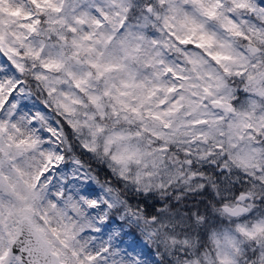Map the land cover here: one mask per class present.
Listing matches in <instances>:
<instances>
[{
    "label": "snow or ice",
    "instance_id": "1",
    "mask_svg": "<svg viewBox=\"0 0 264 264\" xmlns=\"http://www.w3.org/2000/svg\"><path fill=\"white\" fill-rule=\"evenodd\" d=\"M158 2L160 6L167 5L164 27L176 43L203 50L225 74L246 77L255 94L264 96V55L259 47L252 46V37L241 28L246 18L238 21L232 14L237 9L264 16V0H184L202 20L189 17L175 6L174 0ZM64 3L65 0H0V64L5 58L10 64V69L0 66V111L6 106L14 107L12 101L17 94H26L27 81L17 73L25 71L27 61L32 62V67L39 66L40 71L33 78L45 83L48 95L58 97L59 109L68 116L84 110L80 113L83 122L77 119L68 120L67 125L59 121L46 126L50 137L47 144L53 145L54 150L46 154L45 164L36 175L15 165L10 168V175L4 173L6 162L15 157L5 152L3 134L8 125L0 121V264H264V212L253 211L258 193L254 188L240 187L243 181L233 180L228 166L217 161L220 153L231 149L228 155L239 167L264 181V148L254 146L264 142V115H256L254 103L238 112L232 103V90L223 77L210 71L202 73L200 68L205 61L196 54L187 60L195 73L192 76L184 75L183 68L167 64L160 52L145 48L144 43L159 46L160 42L147 41L143 32L129 30L113 47L112 34L127 27L132 0H104L110 11L96 8L95 16L82 12L72 18V23L61 15ZM68 3L70 10L75 11L79 0ZM141 11L144 15L140 28L148 26L153 17L161 19L156 7L144 6ZM42 23L47 27L42 29ZM210 23L247 43V49L240 53L235 50L234 41L219 40L209 30ZM259 35V43L264 44V31ZM254 57L258 62L252 60ZM129 62L142 63L154 71L140 77L129 68ZM225 115L232 117L226 126ZM107 121H112L111 127ZM121 121L139 127L135 131L117 129ZM68 125L88 128L91 144L84 146L89 151H95L98 142L105 154L117 145L119 150L112 159L121 164V175L129 163L135 162L146 170L152 169L145 173L151 178L169 164L170 154L177 151L174 145L185 146L181 166L168 179H182L186 185L196 179L199 191L183 197L191 199V206L166 221L158 222L156 212L137 214L138 221L148 225L145 235L163 243L162 258L159 248L153 251L139 239L128 241L123 225L114 224L117 218L109 214L113 205L93 196L95 178L89 179L75 158L79 176L69 182L72 187L66 183L56 192L52 197L55 203L50 201V207L60 220L66 219L68 210L78 215V209L90 208V216L95 214L89 223L91 230L101 233L110 229L107 246L96 247L92 253L81 246L79 251L72 248L69 253L75 226L62 224L60 229L50 231L44 226L49 224L44 214L39 217L43 224L37 223L35 202L42 195L37 189L42 178L58 171L65 161L60 146L65 143L62 127ZM145 138L146 145L132 143ZM8 139V147L17 150L15 155H22L40 142L38 137L15 143L11 136ZM190 146H196V151ZM197 161L201 167H197ZM185 166L191 169L190 173L185 174ZM208 168L217 173L216 179L206 174ZM140 180L141 173H137L136 181ZM144 187L147 192L149 185ZM159 187L163 189V183ZM4 193L14 197L19 205L9 202L5 206ZM199 197L206 199L197 202ZM260 204H264V199ZM25 230L27 236L21 238Z\"/></svg>",
    "mask_w": 264,
    "mask_h": 264
},
{
    "label": "clouds",
    "instance_id": "2",
    "mask_svg": "<svg viewBox=\"0 0 264 264\" xmlns=\"http://www.w3.org/2000/svg\"><path fill=\"white\" fill-rule=\"evenodd\" d=\"M175 6L182 9L188 14L189 17L195 16L197 19L202 20L203 18L195 12L190 3H185L184 0H174ZM31 7V5H26ZM150 6L156 7L159 12L161 19L153 17L149 22L148 26L140 28L139 25L143 24V15L141 11L142 7ZM64 13L61 15L67 18L68 23H72L74 16L80 15L82 12H87L90 16H95L96 8H104L105 11H110L108 5L104 3V0H79V3L75 5V11L70 10L71 6L68 0H65L63 5ZM167 13V5L160 6L158 0H132V6L127 13L128 21L127 27L124 31L117 29L113 33V47H115L121 38L124 37L125 33L129 30L133 32H143L147 41L156 40L159 46H151L148 43H144V47L149 51L160 52L162 58L167 64L175 67L183 68L186 71L184 75H192L195 73L191 72L192 65L187 63L189 57L196 54L203 58L205 63L200 68V71H210L214 75H220L223 77L225 84L229 89L232 90L233 99L232 103L237 111H244L249 108L250 104L254 103L256 107V115H264V96H258L255 94L253 86L250 85L246 77L227 75L223 69L216 65L215 62L211 61L206 56L203 50L196 49L192 46L179 45L168 35V29L164 27L163 16ZM233 15L236 16L237 20L245 19V22L241 24V28L246 34L252 37L250 42L252 46L259 47L261 54L264 55V44L259 43L260 33L264 31V16H259L251 10H237L233 9ZM45 20L46 17H41ZM179 20V17L177 18ZM40 27L46 28L47 24L42 23ZM255 29L253 32H249V29ZM209 30L215 32L219 40H232L234 41V47L237 52L243 53L248 44L242 40L231 37L230 34L224 32L218 24H209ZM177 34H180L179 28H177ZM169 46L165 47L164 45ZM179 49V50H177ZM253 61L258 62V58H252ZM31 61L25 63V71L17 75H22L26 84V94H17V97L12 106H6L0 111V121H3L8 125L7 131L3 134L5 152H11L14 154V159L6 162L4 166V173L10 175V168L15 165L26 173L36 175L39 170L45 164V156L50 150H54L53 145H48L47 140L50 137L47 136L46 126L52 123H59L63 121L67 125L68 120H80L83 122L84 117L80 113L84 110L81 109L76 116L66 115L62 109L57 107L56 101L58 97L56 95H48V90L43 81L35 80L34 74L40 71L39 66H31ZM0 66L5 69H10V64L4 59ZM232 67V66H230ZM129 68L137 72L140 77L149 75L154 69L145 68L142 63L129 62ZM235 69L233 68V71ZM9 75H13L9 71ZM179 83L178 81H173ZM213 111H217L213 109ZM220 113H218L219 115ZM41 117H44V121H41ZM232 117L225 115L224 123L225 126L231 121ZM107 124L111 127L112 121H107ZM15 125V128H13ZM35 125V126H34ZM139 125H128L121 121L116 125L117 129L126 128L135 131ZM18 129V130H17ZM64 133L65 143L60 146L61 152L65 155V161L60 165L58 171H53L51 176L42 178L40 187L37 191L42 193L40 199L35 202L36 208V220L37 223L43 224V221L39 220L41 214H44L49 219V224L44 225L50 231L52 229H60L62 224H71L75 226V237L69 241V253L72 248L77 251L83 246L84 250L92 253L96 247L101 245L107 246L108 233L110 229H105L101 233H95L89 227L90 220L95 219V214L91 213L90 208L78 209V215L74 214L71 210L66 212V219L60 220L54 215V210L50 207V201L55 196L58 190H62L64 185L67 183L68 187H72L70 181L73 180L74 176H79L80 172L77 166L73 163V158L79 160L84 168V171L88 173V178L94 179L92 188L93 196H99L101 202L107 201L113 205L110 210V215L117 218L116 222L123 225L124 231L128 233V241L133 239H139L142 244L146 243L148 247L155 251L157 248L160 249L161 258L164 253V245L157 238H149L145 235V230L148 225H145L142 221H138L137 214L146 215L148 213L156 212L159 214V221H166L168 218L174 217L176 213L181 211L187 206H191V199H183V197H191L195 195L199 189L196 187V179L194 178L189 184H185L183 180L170 181L169 175L175 168L181 166L180 159L183 156L184 145H174L177 149L170 154L169 164L162 166L158 174H154L149 178L145 173L146 171H153L152 169H145L142 164L135 162L127 165V171L121 175L122 166L112 159V156L118 152V146L113 145L110 150L105 154L102 143L96 144L95 151H89L84 145L91 144V137L89 130L86 127L72 128L70 125L62 127ZM9 136L12 137L13 142H18L21 139L31 140L39 138V144L33 149H26L22 155H15L17 150L15 148H9ZM147 138L144 140H133V144L146 145ZM264 141V138H262ZM256 148H264V142H256L254 145ZM193 152L196 151V146H190ZM233 150L226 148L224 152L220 153L217 157V161L223 162L221 166L227 165L230 170L229 175L233 180H242L240 187H250L258 193L256 196V204L253 211L257 214L264 212V204H260V200L264 199V181H260L259 175L249 176L248 172L237 165L232 156H229V152ZM44 153L45 155H41ZM228 156V159L225 157ZM201 162L197 161V167H201ZM207 168V165H203ZM215 167V166H213ZM77 168L75 172L73 169ZM219 170V169H218ZM185 174L190 173L191 169L187 166L184 167ZM137 173H141V180L138 183L136 181ZM206 174L213 179H216V172L211 171L208 168ZM220 181L223 182L224 177L221 176ZM259 181V182H258ZM239 183V181H237ZM163 183L164 188L161 189L159 185ZM145 184L149 185L147 192L145 190ZM22 191V189H21ZM150 192L149 196L147 193ZM180 197L181 199H178ZM199 199H206V197H199ZM5 206L9 202L12 204L19 205V202L14 197L4 193ZM60 205H58L59 207ZM11 223V222H9ZM81 228L83 230H81ZM27 236L25 230L22 237ZM27 259V257H25ZM110 261V258H106Z\"/></svg>",
    "mask_w": 264,
    "mask_h": 264
}]
</instances>
